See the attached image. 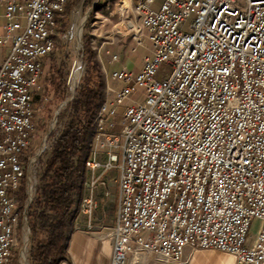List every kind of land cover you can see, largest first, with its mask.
I'll return each mask as SVG.
<instances>
[{"label": "built area", "instance_id": "1", "mask_svg": "<svg viewBox=\"0 0 264 264\" xmlns=\"http://www.w3.org/2000/svg\"><path fill=\"white\" fill-rule=\"evenodd\" d=\"M69 1L0 0V264L30 233L40 159L57 139L44 137L32 154L34 100ZM129 1L134 40H148L149 54L137 73L112 72L85 160L86 170L119 172L110 264L146 255L182 264L186 248L264 264V0ZM84 73L76 57L61 107ZM96 208L92 191L79 210L88 227Z\"/></svg>", "mask_w": 264, "mask_h": 264}, {"label": "rangeland", "instance_id": "2", "mask_svg": "<svg viewBox=\"0 0 264 264\" xmlns=\"http://www.w3.org/2000/svg\"><path fill=\"white\" fill-rule=\"evenodd\" d=\"M121 5V0H70L65 12L58 17L55 32L56 47L54 52L44 60L42 76L39 81L40 88L36 95L35 139L30 145L32 154L39 150L44 137L48 136L50 141L58 137L70 119L71 104L64 105V107H61V105L69 96L66 82L72 62L76 57L81 56L85 66V73L76 89V93H78L79 87L88 76L91 61L98 66L105 83V91L108 83L110 87L114 85L111 79L113 69L120 70L125 68L129 71L138 69L139 71L143 58L149 54L150 43L145 40L143 46L137 47L133 30L139 28V19L132 8L126 10V7L122 6L123 8H121ZM112 56H119V61L113 62ZM1 62L2 55L0 51V65ZM51 78L53 79L52 82ZM56 86H58L60 91L63 90L62 101H60V98L57 99V93L54 92ZM137 91L138 93H143V89L140 87L137 88ZM76 97L77 94L75 95ZM122 109H120V112ZM120 119L121 113L115 119V123L118 124ZM120 129L117 126L115 131L120 132ZM42 162L43 160L40 159L41 166ZM114 171L117 172V170ZM113 178H116L115 175ZM22 193L25 194L24 190ZM36 197L37 194L33 200ZM79 198V196H75V206L79 202ZM24 199L19 200V208L23 206ZM76 208H73V221L67 230L66 236L69 237L70 233L82 231L103 230L107 225V219L103 217L99 206L93 210L90 222L91 228L87 226V216L79 212L80 207L79 210L78 208L76 210ZM28 214L29 212H27V219ZM252 225V229L256 230L257 225ZM45 236L46 232H38L37 237L39 239H44ZM26 238L27 242H25ZM33 240L34 236L31 231L29 235L25 233L18 235L17 246L14 248L11 260L12 263L31 264L30 249ZM22 253H24V256H22ZM199 253L202 254L200 262L203 264H227L230 257L228 254L214 250L199 251ZM147 256L137 261V264H157L156 262H161L155 260L153 256Z\"/></svg>", "mask_w": 264, "mask_h": 264}, {"label": "trees", "instance_id": "3", "mask_svg": "<svg viewBox=\"0 0 264 264\" xmlns=\"http://www.w3.org/2000/svg\"><path fill=\"white\" fill-rule=\"evenodd\" d=\"M56 20L58 22V17ZM87 75L71 103L66 127L42 162L37 197L28 209V223L34 236L31 264H60L66 258L69 243L66 233L73 221L75 196H80L83 191L85 160L105 93V83L95 62L91 61ZM54 92L62 101L63 90L56 86ZM22 192L21 187L19 199L25 198ZM39 231L46 232L44 239L37 237Z\"/></svg>", "mask_w": 264, "mask_h": 264}, {"label": "crops", "instance_id": "4", "mask_svg": "<svg viewBox=\"0 0 264 264\" xmlns=\"http://www.w3.org/2000/svg\"><path fill=\"white\" fill-rule=\"evenodd\" d=\"M121 4V8H123L122 6H125L126 10L131 7L129 0H121ZM4 22V8L0 6V34H2V26ZM113 71L117 70L113 69ZM130 71L136 72L138 69H133ZM114 86L115 83L113 87ZM111 89L112 87H110L108 83L106 91L109 94L111 93ZM99 158L104 159V154H100ZM115 172L116 171L112 170L110 172L101 173L100 171L92 172L91 170H86L83 192L81 196H79V202L75 207H77L79 210L82 200L88 197L93 191V198L97 204V207L99 206V208L102 210L101 212L103 217L107 219V225L103 230L70 233L69 243L66 249V258L65 261H62L60 264H110L112 253V240L110 233L115 226L117 216L119 172L117 171V174ZM114 175L116 177L115 179L113 178ZM111 177L112 179H110ZM93 182H95V184L92 186ZM253 224L257 225L255 228L257 230L259 222L254 221ZM256 230L252 229L253 232ZM149 256L152 257L151 255H148L147 257ZM201 256L202 254H200L199 251H192L190 248H186L184 250L182 264H203L200 262ZM229 256L230 257L228 258L227 264H235L234 258L231 255ZM156 263L166 264L161 262ZM10 264L15 263H12L11 261Z\"/></svg>", "mask_w": 264, "mask_h": 264}]
</instances>
